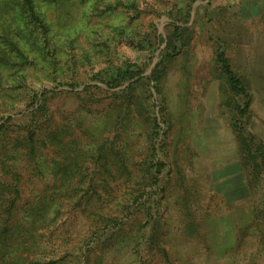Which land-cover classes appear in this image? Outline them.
<instances>
[{"label": "rangeland", "instance_id": "obj_1", "mask_svg": "<svg viewBox=\"0 0 264 264\" xmlns=\"http://www.w3.org/2000/svg\"><path fill=\"white\" fill-rule=\"evenodd\" d=\"M5 3H0V33L14 31V14ZM34 3L44 19L47 42L44 44L40 36L25 31L21 36L13 35L18 44L5 43L3 39L0 44L7 48L18 45L25 55L24 70L21 72L15 64L9 69L8 78L22 74L25 84L36 93L62 92L45 103L55 112L56 119L68 114L75 117L88 108L92 115L104 113L109 100L97 97L98 103L90 104L85 98L75 99L67 93L72 90L69 86L73 91H80L85 85L102 87L96 80L97 73L110 66L118 67L123 61L138 65L141 76L149 77L160 59L164 39L172 34L173 26L179 28L177 54L167 61L158 91L152 83L145 90L148 110L138 118L141 125L150 118L161 129L172 125L167 135L173 152L182 169L192 163L181 172L187 185L175 184L173 176L166 183L161 207L168 227L165 243L159 245L170 254L171 264H229L230 260L236 264H264V252L256 250L255 238L244 235L252 206L240 181L237 142L231 128L245 125L264 144V0ZM219 52L249 87L251 105L243 118H237L234 110L243 102L228 92L215 63ZM24 110L25 102L17 103L11 117ZM7 115L3 114L4 118ZM141 141L137 143L140 145ZM189 151L194 152L193 159H189ZM32 187L29 183L24 185V198ZM183 212L194 215V225L180 224ZM198 213L204 216H197ZM142 219L138 215L135 222L126 224L119 238H114L116 232L108 236L109 228L103 234L86 237L89 222L69 209L60 217L51 242L58 245L64 237L68 250L78 246L84 256L81 259L79 252L70 255L62 250L55 256L62 258V264H137L127 237L132 236L133 227ZM242 236L245 249L233 257ZM251 241L253 245L247 249ZM147 256H142L147 264H167L151 258V253Z\"/></svg>", "mask_w": 264, "mask_h": 264}, {"label": "trees", "instance_id": "obj_2", "mask_svg": "<svg viewBox=\"0 0 264 264\" xmlns=\"http://www.w3.org/2000/svg\"><path fill=\"white\" fill-rule=\"evenodd\" d=\"M0 3L14 14V31H3L0 39L18 44L13 35L30 31L28 34H36L44 44L47 42V28L34 0ZM178 29L173 26L172 34L164 39L160 59L149 77L141 76L138 65L123 61L118 67L110 66L97 73L96 80L102 87L85 85L82 90L73 91L69 86L72 90L67 93L75 99L85 98L90 104H97V97L109 100L104 113L92 115L88 108L75 117L68 114L59 119L45 103L62 92L36 93L25 84L22 74L8 78V71L15 64L21 72L24 70L25 55L18 45L7 48L0 44V264H62V258L55 256L61 250L70 255L79 252L82 259V249L74 246L68 250L64 237L58 245L51 242L60 217L69 209L89 222L86 237L103 234L109 228L107 235L116 232V238L126 224L142 216L143 222L133 227L132 236L127 237L137 264H145L142 256L148 253L159 262L171 264L170 254L159 245L165 243L168 227L162 200L171 176L175 184L187 185L181 172L192 163L182 169L173 152L167 135L172 125L161 129L154 118L141 125L138 118L148 110L145 90L152 83L158 91L167 61L177 54ZM215 63L228 92L243 102L234 109L236 117L243 118L251 105L249 87L233 72L222 52L217 53ZM21 102H25V112L11 117ZM5 113L8 115L4 118ZM231 128L237 142L240 181L252 206L244 235L254 237L256 250L264 252V144L245 125ZM188 154L193 159L194 152ZM27 183L33 187L24 198L22 191ZM180 216V224H195L193 214L183 212ZM243 239L244 236L235 245L233 257L245 249ZM252 245L253 241L247 249ZM229 262L236 264L235 260Z\"/></svg>", "mask_w": 264, "mask_h": 264}]
</instances>
